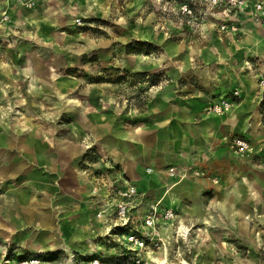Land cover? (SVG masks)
Returning a JSON list of instances; mask_svg holds the SVG:
<instances>
[{
	"label": "crops",
	"instance_id": "obj_1",
	"mask_svg": "<svg viewBox=\"0 0 264 264\" xmlns=\"http://www.w3.org/2000/svg\"><path fill=\"white\" fill-rule=\"evenodd\" d=\"M55 1L37 0V6L28 9L18 0H0V16L7 11L12 17L15 9H22L31 24L34 15L49 10L74 21L83 17L82 9L88 6L81 0H58L54 9ZM155 1L161 7L165 4L164 0ZM246 1L248 6L239 15L237 31L220 32L213 18L190 29L172 12L161 10V22L169 31L165 35L169 42L178 45L173 49L165 43L169 51L183 47L172 38L204 44L197 53L205 62L196 71L198 79L177 80L193 65L191 59H186L172 70L175 79L148 98L144 106L134 105L128 113H119L109 121L98 113L89 116L83 112L79 131L75 130L78 134L67 123L58 129L64 135L63 142L40 145L32 138L33 133L24 141L3 139L0 164L5 167L6 181L9 178L12 182L5 184V194H1L0 235L12 238L18 245L30 241L33 247H40L41 242L45 247L54 243L61 230L57 227L56 212L60 207L64 209V226L68 230H92V236L86 238L88 245L92 250L96 243L98 249L102 248L98 243L101 226L91 220L90 181L80 172L89 147L103 158L102 167L114 164L118 174L146 191L151 200L161 201L163 208H174L182 222L194 225L193 232L200 230L194 222L195 214L198 210L208 213L211 194L224 191L241 170L242 160L232 151L231 140L238 136L258 139L263 127L258 81L264 74V24L255 20L252 10L256 2L264 4V0ZM92 4H96L95 0ZM6 25L0 23L1 61ZM257 35L262 38L259 44L254 43ZM253 58L258 59L259 67H254ZM136 65V69L143 68ZM234 91H239L237 97ZM221 96L231 99L233 107L222 114L209 111L208 105ZM192 160L203 162L212 175L220 178V184L192 179L176 181L167 176L168 166ZM203 226L209 223L204 222ZM26 237L31 240H25Z\"/></svg>",
	"mask_w": 264,
	"mask_h": 264
},
{
	"label": "rangeland",
	"instance_id": "obj_2",
	"mask_svg": "<svg viewBox=\"0 0 264 264\" xmlns=\"http://www.w3.org/2000/svg\"><path fill=\"white\" fill-rule=\"evenodd\" d=\"M81 1L88 4L81 12L82 25L49 10L34 15L31 24L22 9H15L12 17L4 11L7 19L1 14L0 23L7 25L0 60V143L3 139L24 141L33 133L40 145H54L63 142L58 129L64 123L79 131L83 112L89 116L98 113L109 121L134 105L142 107L175 79L172 70L186 59L193 65L177 80L198 79L196 71L205 62L197 53L204 44L169 38L183 45L178 51H169L166 44L173 49L178 45L165 35L169 31L161 22L163 9L158 2ZM261 42L257 35L254 43ZM253 59L254 67H259L258 59ZM259 93L263 127L258 139H249L253 151L239 157L241 170L225 190L211 194L208 213L198 210L194 222L201 229L192 232L180 248V256L177 249L170 251L167 264H264V94L260 88ZM5 173L0 164V208L5 184L12 182L6 181ZM56 212L61 230L54 243L18 245L0 235V264H16L15 260L30 257L39 258L38 264H70L67 253H91L84 250L92 251L86 238L93 231L83 227L68 230L64 209L59 207ZM204 222L209 226L204 227Z\"/></svg>",
	"mask_w": 264,
	"mask_h": 264
},
{
	"label": "built area",
	"instance_id": "obj_3",
	"mask_svg": "<svg viewBox=\"0 0 264 264\" xmlns=\"http://www.w3.org/2000/svg\"><path fill=\"white\" fill-rule=\"evenodd\" d=\"M18 1L28 9L37 6V0ZM164 1V13L172 12L180 21L194 28L200 27L206 19L213 18L220 32L239 30V15L248 6L246 0ZM168 1L173 3L167 4ZM252 12L255 20L264 24L263 2H256ZM3 17L8 18L7 12H3ZM75 22L82 25L83 18L76 17ZM258 84L264 94V74ZM233 95L237 97L239 91H234ZM233 104L227 96H221L208 105V110L222 114L228 112ZM230 147L238 157H245L253 151L250 141L243 136L234 137ZM92 149L87 148L80 172L90 181L91 220L101 226L98 243L103 249H98L96 243L91 253H67V261L70 264H167L170 251L177 249L179 254L180 248L188 243L194 225L182 222L174 208H163L161 201L151 200L146 191L118 174L114 164L108 163L102 167L103 158ZM165 172L176 181L203 180L212 185L221 182L199 160L168 166ZM179 259L181 261L184 258L181 256ZM17 260L16 264L40 262L37 257Z\"/></svg>",
	"mask_w": 264,
	"mask_h": 264
},
{
	"label": "bare ground",
	"instance_id": "obj_4",
	"mask_svg": "<svg viewBox=\"0 0 264 264\" xmlns=\"http://www.w3.org/2000/svg\"><path fill=\"white\" fill-rule=\"evenodd\" d=\"M84 238H85V237H84ZM86 244H87V243H86ZM84 251H85V253H86V252H92L91 250H88V249H85Z\"/></svg>",
	"mask_w": 264,
	"mask_h": 264
},
{
	"label": "trees",
	"instance_id": "obj_5",
	"mask_svg": "<svg viewBox=\"0 0 264 264\" xmlns=\"http://www.w3.org/2000/svg\"><path fill=\"white\" fill-rule=\"evenodd\" d=\"M262 110L264 109V102L262 103V108H261Z\"/></svg>",
	"mask_w": 264,
	"mask_h": 264
}]
</instances>
